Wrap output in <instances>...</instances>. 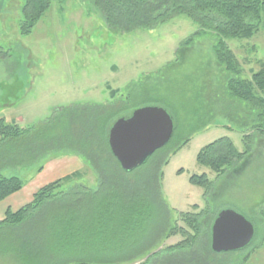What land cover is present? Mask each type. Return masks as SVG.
Here are the masks:
<instances>
[{"label":"rangeland","instance_id":"rangeland-1","mask_svg":"<svg viewBox=\"0 0 264 264\" xmlns=\"http://www.w3.org/2000/svg\"><path fill=\"white\" fill-rule=\"evenodd\" d=\"M22 3L0 0V118L6 124L31 128L72 105L109 110L112 103L121 101L117 118L131 115L139 107L165 109L172 118L173 132L154 157L163 158L168 152L160 167V191L169 214L176 217L179 211L205 208L211 224L222 209L243 215L253 224L255 236L247 246L230 251L228 264H264V139L260 141L252 131L249 152L220 175L196 161L203 146L222 136L229 137L238 151L245 148L242 132L248 126L247 116L244 111L226 109L228 73L215 62V36L182 14L153 28L114 32L89 0H52L30 32L22 33ZM224 40L241 68V77L264 66L263 28L249 38ZM48 163L49 171L75 172V179L66 185L96 187L98 183L95 169L81 156L62 150L47 151L28 166L3 167L0 173L18 176L25 183ZM203 173L210 180L206 191L189 181L191 175ZM54 177L45 179L46 183ZM153 232L143 239L141 251L157 240ZM2 236L0 264H28L10 253V241ZM181 238L178 234L160 238V246L153 252ZM138 248L128 249L122 256L126 258ZM110 253L121 255L117 250ZM91 255L78 252L73 258ZM193 256L190 264H210L205 253ZM223 256L218 253L216 259ZM125 260L117 264H140L145 257ZM165 260L159 259L160 264Z\"/></svg>","mask_w":264,"mask_h":264},{"label":"trees","instance_id":"trees-1","mask_svg":"<svg viewBox=\"0 0 264 264\" xmlns=\"http://www.w3.org/2000/svg\"><path fill=\"white\" fill-rule=\"evenodd\" d=\"M89 1L114 32L153 28L182 14L196 22L202 31L215 36V62L228 73L224 83L226 109L244 111L248 126L242 132L245 145L242 152L229 137L222 136L199 150L198 164L220 175L249 152L254 140L252 131L263 141L264 66L252 71L249 77H241V68L224 39L249 38L259 28L264 29V0ZM51 2L23 0L22 33L30 32ZM198 33L188 39L191 41ZM120 102L112 103L109 110L87 105L61 108L31 128L6 124L0 118V169L28 166L47 151L62 150L81 156L98 176L96 187L66 185L76 175L67 173L38 188L31 200L17 210L8 208L0 220V234L10 241V253L28 264H117L122 263L121 259L127 262L143 257L145 260L140 264H160L161 258L166 259L164 264H190L194 253L200 252L210 256V264H228L230 252H222L225 257L216 259L218 253L210 248L211 221L205 208L179 211L176 217L169 214L170 208L160 191V167L168 152L164 153V159L154 157L163 147L131 171L121 169L111 154L106 132L122 108ZM231 113L226 114L231 117ZM42 169L39 167L37 172ZM189 181L205 191L210 183L204 173L191 175ZM23 185L20 177L0 173V201ZM261 214L264 218V210ZM153 230L157 240L141 251L143 239L154 235ZM177 234L181 240L153 252L160 246L158 239ZM138 246L126 258L122 256ZM111 250L121 255L116 257ZM78 252L93 253L96 257L74 259Z\"/></svg>","mask_w":264,"mask_h":264},{"label":"water","instance_id":"water-1","mask_svg":"<svg viewBox=\"0 0 264 264\" xmlns=\"http://www.w3.org/2000/svg\"><path fill=\"white\" fill-rule=\"evenodd\" d=\"M172 132L173 121L165 109L139 107L112 123L107 143L121 169L131 171L162 148ZM253 235L254 226L243 215L222 209L210 227V248L215 253L235 251L247 246Z\"/></svg>","mask_w":264,"mask_h":264},{"label":"crops","instance_id":"crops-1","mask_svg":"<svg viewBox=\"0 0 264 264\" xmlns=\"http://www.w3.org/2000/svg\"><path fill=\"white\" fill-rule=\"evenodd\" d=\"M48 165L49 163L46 164L40 172L36 173L35 178L33 177L29 179V181H26L19 191L7 196L5 199L0 201V220L3 219L4 213L8 208L14 211L23 206L25 203L29 202L31 200L32 194L38 188L46 184V180H50V178H53V176H55L54 179H57L61 177V174H67L61 173V170L59 168L57 170L56 168H52V171H49V168H46Z\"/></svg>","mask_w":264,"mask_h":264}]
</instances>
